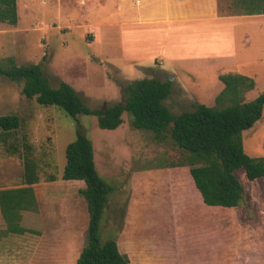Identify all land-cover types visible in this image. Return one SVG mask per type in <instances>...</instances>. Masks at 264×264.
I'll return each instance as SVG.
<instances>
[{
    "label": "rangeland",
    "instance_id": "rangeland-1",
    "mask_svg": "<svg viewBox=\"0 0 264 264\" xmlns=\"http://www.w3.org/2000/svg\"><path fill=\"white\" fill-rule=\"evenodd\" d=\"M116 4V0H17V26L0 23V63L7 64L13 59L17 66L40 65L54 88L61 82L68 84L92 110L123 103L122 87L138 79L153 77L167 81V75L152 70H144L146 77L143 73H137L131 79L123 76L119 67L130 61L144 67L154 66V62L137 53L129 57L122 50V28L103 25L115 22L116 18L110 13L116 10ZM220 10L225 14L245 16L236 0H220ZM250 21L235 22L240 23L235 29L237 40L241 41L245 34H250L252 39L250 48H242L240 44V57L246 58L248 63L242 75L255 83L246 93L245 102H252L264 93V61L259 60L260 56L264 57V31ZM23 85L22 81L13 82L0 76V117L16 116L20 120L16 130L5 132L0 128V189L24 184V157L29 156L35 162L39 176V208L43 213V227H46L43 237L49 243V264H58L56 254L61 251V245L64 253L61 264H76L88 242L89 213L86 200L79 194L84 185L64 181L62 176L66 148L77 139L78 125L93 143L99 175L113 188L101 221V243L116 240L124 228L131 204L133 174L161 168L189 169L188 153L170 136L159 142L153 133L134 129L131 126L133 118L127 112L122 116L124 123L120 128L102 130L96 116L80 115L75 120L58 106H44L36 99L26 98L22 93ZM169 99L164 105H168L175 116L194 110L192 102L174 104L175 100ZM212 105L214 107L216 103ZM243 145L250 157H264V113L253 128L243 133ZM235 175L245 192L240 205L228 209L204 204L212 213L209 220L199 219L195 209L179 212L182 207L177 205L180 197L176 195L179 191L175 177H168L173 195L170 185L164 183L162 186L158 177L151 182L148 178L138 182L136 193L141 189L144 198L158 195L160 199L152 206L158 214L156 219H150L141 234L156 241L162 251L153 245L141 247L129 239L123 243V251L131 257V263L142 264L148 254L151 264H175L173 250L184 252L189 248L190 256L184 264H200L201 257L207 252L210 263L217 264L216 240L220 243L222 238L217 235L220 214L228 218H225L224 238L229 240L226 247L228 244L231 254L226 264H248V256L251 260L255 257L257 264H264V179L246 182L244 170H237ZM160 186L163 187L161 191L150 188ZM256 196L261 198L252 201ZM172 198L174 203L169 201ZM177 213L178 217H175ZM186 219L192 225L189 229L181 225ZM35 225L38 224H32ZM131 231L136 232V223ZM3 234L5 226L0 223V236ZM208 234L212 236L206 238ZM208 240L212 241V248L207 247Z\"/></svg>",
    "mask_w": 264,
    "mask_h": 264
},
{
    "label": "trees",
    "instance_id": "trees-1",
    "mask_svg": "<svg viewBox=\"0 0 264 264\" xmlns=\"http://www.w3.org/2000/svg\"><path fill=\"white\" fill-rule=\"evenodd\" d=\"M236 2L245 16L264 15V0ZM0 23L17 26V0H0ZM0 76L13 82L22 81V93L26 98L36 99L40 105L58 106L75 120L80 115L96 116L102 130H117L124 123L122 116L127 112L133 118L131 126L134 129L153 133L159 142L170 136L180 149L188 153L190 174L208 206L237 208L240 205L245 192L235 175L237 170H244L246 182L264 179V157H250L243 145V133L253 128L264 113V93L252 102H245L246 93L255 85L248 77L220 76L225 88L217 97L216 106L195 104L193 111L175 116L164 105L172 92L170 80H137L122 87L123 103L92 110L68 84L61 82L58 88H54L40 65L17 66L13 59H9L7 64L0 63ZM19 126L20 120L16 116L0 117V128L5 132ZM65 156L62 178L84 184L79 194L86 200L89 213L88 242L76 264H130L115 240L101 243V221L113 188L99 175L93 143L82 133L80 125L77 139L67 146ZM39 194L37 166L25 156L24 184L0 189V221L5 226V234L28 232L20 227L21 212L36 211Z\"/></svg>",
    "mask_w": 264,
    "mask_h": 264
},
{
    "label": "crops",
    "instance_id": "crops-1",
    "mask_svg": "<svg viewBox=\"0 0 264 264\" xmlns=\"http://www.w3.org/2000/svg\"><path fill=\"white\" fill-rule=\"evenodd\" d=\"M116 2V10L110 13L111 17L116 18L115 22L109 21L103 25L109 28H122V50L128 56L130 55L129 57L137 53L154 62V66L144 67L137 62L130 61L119 67L120 71L127 79L133 78V75L137 73H143L144 76V70L167 75L168 80L172 82V92L169 98L175 100L174 104L192 102L213 107L212 104L216 103L217 97L225 88L220 76L227 74L243 76L244 69L248 67V63L245 62L247 59L240 57V44L242 48H250L252 46L251 35L245 34L243 39L238 41L235 29L240 27V23L235 22L255 20L254 23L251 21L250 23L258 26L260 31H264V15L240 16L222 13L220 0H116ZM259 60L262 63L264 57L260 56ZM95 164L97 168L96 160ZM145 172H137L132 176L131 204L126 214L124 228L115 240L120 252L124 255L126 253L123 251V243L129 239L141 247L142 245H153L162 251L156 241L141 234V229L149 224L150 219H156L158 214L152 206L160 202L158 195L144 198L141 189L136 193L138 182L141 183L146 178L151 182L153 178L158 177V182L163 186L164 183L170 185L168 180L170 175L175 177L179 191L176 195L180 197L177 205L181 204L182 207L179 212L195 209L197 217L203 220H209L212 216L194 184L190 168H161ZM186 175L188 178H185ZM162 186L150 188L156 192V190H163ZM169 189L172 193L171 185ZM38 196L36 211L21 212L20 227L28 232L8 233L0 236V264H49V243L46 237H43L46 236V231L43 230L46 227H43L41 220L43 213L39 208ZM258 198L261 197L256 196L252 201H257ZM169 201L174 203V198ZM250 209L253 210L251 206ZM175 217H178V213ZM225 218L228 219L227 216L220 214L217 218V235H222L220 243L218 239L216 240L217 264L229 262L231 254L228 244V248L226 247V242L228 243L229 240L226 241L224 238ZM189 221L186 219L181 222V225L189 229L192 227ZM34 223L38 225L32 226ZM133 223H136L135 233L131 231ZM252 223L256 228L253 221ZM210 235L212 236L208 234L206 238ZM211 244L212 241L209 240L206 243L207 247H211ZM58 247L57 245V249ZM62 248L63 245H61V251L56 254L58 264H61L64 258ZM185 249L184 252L182 249L178 252L173 250L175 264H184L189 259L190 253H187L189 248ZM160 257L163 260L162 252H160ZM128 258L132 264L131 257L128 256ZM144 259L142 264H151L148 254L144 256ZM201 260L200 264H211L208 252L201 257ZM247 263L257 264V260L255 257L251 260L248 256Z\"/></svg>",
    "mask_w": 264,
    "mask_h": 264
}]
</instances>
